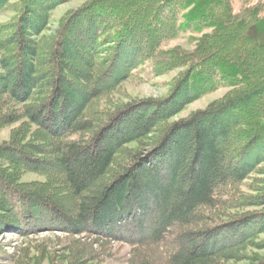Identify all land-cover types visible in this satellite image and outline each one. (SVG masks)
I'll use <instances>...</instances> for the list:
<instances>
[{
    "label": "trees",
    "instance_id": "obj_1",
    "mask_svg": "<svg viewBox=\"0 0 264 264\" xmlns=\"http://www.w3.org/2000/svg\"><path fill=\"white\" fill-rule=\"evenodd\" d=\"M67 1L0 0V129L19 123L0 142V231L64 218L49 227L88 239L65 264L109 241L129 245L125 264H264V2L85 0L52 27ZM187 32L192 48L164 47ZM173 70L165 97L115 100Z\"/></svg>",
    "mask_w": 264,
    "mask_h": 264
},
{
    "label": "rangeland",
    "instance_id": "obj_2",
    "mask_svg": "<svg viewBox=\"0 0 264 264\" xmlns=\"http://www.w3.org/2000/svg\"><path fill=\"white\" fill-rule=\"evenodd\" d=\"M14 1V0H12ZM85 0H69L52 12L51 26L54 27L56 19L67 9L76 8ZM264 2V0H232L234 10H238L244 4H251L254 2ZM11 16V12H4L0 14V22L7 20ZM196 36L192 33H184L176 39L170 40L165 44V48L182 47L184 49L192 48L193 38ZM177 70L165 73L163 75L152 77L148 80H141L138 78H130L123 82L120 91L115 93L114 97L120 103H130L146 98L160 99L167 95L169 89V81L176 74ZM228 88L222 87L218 90L205 94L200 98L187 104L180 112L171 118V121L186 118L191 112L198 109H204L215 99L222 96ZM19 123L15 122L11 125H7L0 129V142L9 138L12 128L16 127ZM98 148H94L93 151H97ZM92 152V154H94ZM264 164V162H263ZM142 170L143 178L141 182L150 187L148 179V172ZM43 176L27 172L22 176V180H42ZM247 182L244 183L243 188L246 189ZM186 183H182V188H187ZM150 189V188H149ZM153 192H156L154 190ZM175 193H171L170 202H173L177 197H174ZM146 201L149 208L156 206L150 193L146 194ZM130 201L132 199L130 198ZM70 205V204H69ZM54 213L44 214L38 213L37 219H46V225H52L57 223L67 227V221L64 218H60L53 215ZM157 217V215H156ZM37 226L39 224L37 223ZM35 223H32L34 231L27 234H20L13 231H0V264H65L64 254L65 248L68 247L72 240L79 239L80 241L88 242V239L84 238L81 234H71L61 228L56 227H43L37 228ZM260 238H264V234H261ZM101 244V243H100ZM188 247V243L184 244ZM93 249L101 251L100 257L93 260L91 263L95 264H125L129 253V245L126 243L109 241L107 246L103 248L98 244H91ZM264 251H261L263 253ZM18 260H21L18 263ZM227 264H245L242 261H230Z\"/></svg>",
    "mask_w": 264,
    "mask_h": 264
}]
</instances>
